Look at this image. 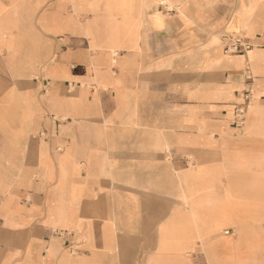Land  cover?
Segmentation results:
<instances>
[{
  "label": "crops",
  "instance_id": "obj_1",
  "mask_svg": "<svg viewBox=\"0 0 264 264\" xmlns=\"http://www.w3.org/2000/svg\"><path fill=\"white\" fill-rule=\"evenodd\" d=\"M166 3L0 0V264H264V0Z\"/></svg>",
  "mask_w": 264,
  "mask_h": 264
},
{
  "label": "built area",
  "instance_id": "obj_2",
  "mask_svg": "<svg viewBox=\"0 0 264 264\" xmlns=\"http://www.w3.org/2000/svg\"><path fill=\"white\" fill-rule=\"evenodd\" d=\"M160 7L168 9L166 0H160ZM169 12H173L172 8H169ZM223 50L226 53H241L249 49V45L243 41L241 37H228L223 36ZM243 103L235 109V119L233 121V126L236 128H241L245 119V110L251 103L252 91L250 89H245L242 93Z\"/></svg>",
  "mask_w": 264,
  "mask_h": 264
},
{
  "label": "rangeland",
  "instance_id": "obj_3",
  "mask_svg": "<svg viewBox=\"0 0 264 264\" xmlns=\"http://www.w3.org/2000/svg\"><path fill=\"white\" fill-rule=\"evenodd\" d=\"M167 8L168 9H165V8H162V7H160V8H158V10L159 11H163L165 14H168V15H170L171 14V12H169V11H171V10H169V8H172L173 9V11H175V10H177L174 6H167ZM175 9V10H174ZM231 11H233V10H231ZM226 53V52H225ZM246 89H250V88H246ZM251 90V89H250ZM252 91V90H251ZM253 91H252V99H251V102H253ZM240 100L241 101H243V99L242 98H240ZM238 108V107H237ZM235 109L236 108H234V110H233V114H232V120H231V122H232V124H233V121H234V119H235ZM245 116H246V111H245ZM246 119V118H245ZM244 119V120H245ZM243 127H244V122H243V125H242V127L241 128H236V127H234L235 129H237L238 131H241L242 129H243Z\"/></svg>",
  "mask_w": 264,
  "mask_h": 264
}]
</instances>
